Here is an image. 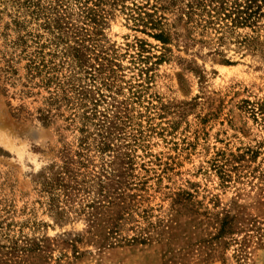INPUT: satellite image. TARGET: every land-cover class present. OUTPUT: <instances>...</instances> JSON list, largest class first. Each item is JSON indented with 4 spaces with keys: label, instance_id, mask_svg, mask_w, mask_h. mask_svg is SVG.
Segmentation results:
<instances>
[{
    "label": "rangeland",
    "instance_id": "obj_1",
    "mask_svg": "<svg viewBox=\"0 0 264 264\" xmlns=\"http://www.w3.org/2000/svg\"><path fill=\"white\" fill-rule=\"evenodd\" d=\"M186 2L0 0V264H264V10Z\"/></svg>",
    "mask_w": 264,
    "mask_h": 264
},
{
    "label": "trees",
    "instance_id": "obj_2",
    "mask_svg": "<svg viewBox=\"0 0 264 264\" xmlns=\"http://www.w3.org/2000/svg\"><path fill=\"white\" fill-rule=\"evenodd\" d=\"M263 10L264 0H188L183 8L187 22H196L205 31L213 28L218 32L254 25ZM163 35L154 34L158 38H163Z\"/></svg>",
    "mask_w": 264,
    "mask_h": 264
}]
</instances>
